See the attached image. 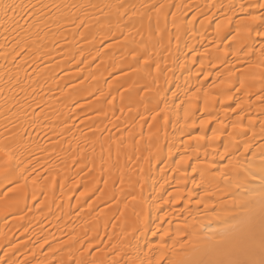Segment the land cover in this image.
<instances>
[{
    "label": "bare ground",
    "instance_id": "bare-ground-1",
    "mask_svg": "<svg viewBox=\"0 0 264 264\" xmlns=\"http://www.w3.org/2000/svg\"><path fill=\"white\" fill-rule=\"evenodd\" d=\"M247 1L252 2L244 8L242 3L222 4L221 0H195L193 3L178 0L176 7L179 10L185 3H190L186 9L199 12L213 9V15L200 20L198 24L204 27L214 18L213 25L203 30L192 27L184 38L180 36L184 31L180 27H177L173 37L170 34L165 36L169 33L167 28H171L173 22L184 21L182 15H168L167 22L170 25L165 28L153 8L149 12L151 20L147 18L145 21H151L160 30L154 40H145L140 33L144 26L135 23L137 20L144 22L142 14L147 7L143 6L146 2L143 0H0V104L15 100L17 94L20 95L17 100L21 99L23 103H28L33 95H39L46 103L43 115H36L34 120L30 116L27 119L26 115L37 110L41 102L27 105L26 115H22L21 111H14L8 116V110L0 109V116L3 117L0 119V137L24 132L29 135L27 140L20 133V138H23L21 140L25 142L21 144L16 137L14 145L20 144L26 150L35 146L36 139L40 138V147L48 154L61 155L60 160L50 159L48 155L44 157L47 166L61 162L56 169L47 171L45 178L37 185V178L25 172L32 161H22L26 163V168L22 165V171L19 168V174L15 171L17 174L14 175L13 169L20 163L13 166L17 162L13 160L16 158L11 152L17 153L20 149L16 148L13 152L11 149L14 145L7 144L8 154L0 151V172L5 166H12L14 176L3 181L1 187L10 182L15 186L12 188V196L1 198L0 205L11 200L19 204L8 212L17 213L15 223L11 224L12 231L24 228L22 236L43 218L56 220L71 217L81 225L72 235L76 236L77 241L71 237L63 242H50V235L43 229L44 237L39 243L29 237L15 242L17 238L11 239L12 234H8L5 239H0V248L7 246L3 256L5 260L2 262L148 264L153 258L150 256L152 248L162 252L153 255V264L161 256L163 259L160 264H216L220 260L248 259L253 253V258L259 259L260 243L264 239V201L260 197L264 190L260 172L264 168V143L260 141L264 142V67L260 66L264 62V42L258 48L249 49L243 57L235 54L232 62L224 57L228 53L238 52L243 45L257 44L260 38L261 41L264 38L257 35L258 30L262 32L264 28L247 25L251 21L245 16H258L260 11L258 6H253L257 4V0ZM5 3L20 6L14 19L5 16ZM29 3L37 7L28 9L33 13L31 17L22 19L25 11L23 6ZM168 9L167 4L163 11ZM238 14L244 17L236 20L232 29L235 30L242 24H245L243 28H247L235 30L237 32L230 36L231 29L226 37H222ZM12 15L9 12V16ZM17 22L24 28L17 27ZM28 22L33 26L25 31ZM171 45L173 50L166 56V60L173 65L181 64L177 77L174 75L177 73L175 68L167 69L164 74L160 67L161 52ZM24 46H27V52L16 56ZM188 51L191 54L186 57ZM210 57L214 60L213 64L189 72L195 59L201 62ZM222 65L225 66V71H220L221 74H216L214 78L219 79L220 75L230 73L225 78L226 84L216 80V85L211 90L204 83L206 78L196 82L198 75L209 78L214 74V69ZM181 72L185 74L180 75ZM112 73L115 74L107 81L109 89L103 99H100L102 94H94L91 101H85L88 87L106 81ZM255 75L259 80L257 78L256 82L250 83V76ZM70 82L78 83L72 92L68 90L69 92L63 93ZM135 84L141 89L135 90L132 96L117 95L120 86L131 87ZM194 84H198L201 89L190 92ZM149 91L153 93L150 96L153 105L150 115L149 111L146 112L148 114L143 112L145 93ZM105 102L108 105L102 109ZM75 103H80L78 106L85 109L87 118L80 126L89 131L83 136L82 142L70 144L64 140L68 136L80 138L82 130L74 123L78 116L72 108ZM185 103L193 108H188L187 113L181 116L179 109ZM198 104L202 111L205 109L202 112L205 115H196ZM16 105L12 108H16ZM216 105L219 106L218 110L214 108ZM127 107L129 110L140 108L132 112L126 110ZM59 110L66 111L58 116L56 113ZM233 114H239L234 119L236 122L246 121L249 133L245 129L231 128L232 131L225 136V147L231 153L232 165H228V159L219 162L221 156L218 160L214 158V153L219 149L213 144L224 140L221 135L216 140H202L203 143L197 144L195 150H190L193 147L186 137L197 127L196 118H199L197 125L201 127V121L211 117L212 122L202 129L204 132L209 130L212 136L211 126L217 125L222 118L220 122H223V127L220 124L219 130L215 127L214 130L224 131L230 125ZM20 119L25 122H19ZM147 120L150 129L157 134L154 139L142 136L123 138L111 133L113 128L123 124L139 131ZM105 122H108V130L104 126ZM105 129L107 135L101 137ZM198 137L193 136L194 139ZM245 145H250L247 152ZM69 148L73 150H66ZM102 150H105V159L100 157ZM134 154L146 159L134 162L136 171L132 172L128 169L126 159ZM199 154L203 156V160L193 162L195 157L200 158ZM172 159L175 161L172 162ZM182 159L186 162L178 163ZM72 164L77 168L73 173L69 171ZM39 165L35 164L36 167H40ZM172 165L171 172H168ZM222 165L228 166L221 167ZM188 167L192 169L190 178L184 176ZM193 168L198 169L197 176ZM20 171L23 175H20ZM72 177L76 178L74 184L68 183ZM28 180L30 182L27 183ZM100 182L103 183L101 192L98 193ZM91 185L96 186V189ZM87 186L92 189L82 195ZM129 192L136 197L135 201L128 195ZM27 194L28 201L24 198ZM91 195L92 202L80 209ZM74 196L75 200L72 201ZM104 203L111 204L108 208H103L102 212L99 206ZM100 213L105 214V218L108 216L109 221L114 220H111L113 233L110 231L112 226L108 231L107 223L100 226L95 221ZM10 223L12 222L9 225ZM185 224L188 227L185 228ZM165 233L168 235L161 241V236ZM30 234L31 232L28 236ZM104 236L108 240L106 244H110L109 252L93 253L89 257V249L98 247ZM83 237L87 240L84 241ZM96 239L98 242H95ZM88 240H91L90 243ZM153 242H156L155 245ZM161 242H168L169 249L174 250L168 251L166 247L156 246ZM45 248L50 250L48 257H40L36 261L35 254H40ZM81 248H87L85 250L88 251L81 254ZM23 253L25 257L18 259ZM19 261L21 262L18 263Z\"/></svg>",
    "mask_w": 264,
    "mask_h": 264
},
{
    "label": "rangeland",
    "instance_id": "rangeland-1",
    "mask_svg": "<svg viewBox=\"0 0 264 264\" xmlns=\"http://www.w3.org/2000/svg\"><path fill=\"white\" fill-rule=\"evenodd\" d=\"M143 1H146L145 2V4L143 5V6H145L146 5V9H145V12H143V14H142V19H144V22H139V20H137L135 23L136 24H138V25H142V26H144V29L140 32V33H142V37H144L145 38V40H150V39H153L154 40V38H156V33L160 30V27H158V26H155L154 24H152V22L151 21H148V20H146L145 21V19H147V18H149V15H150V10L151 9H153L154 7L153 6H159L160 4H164L165 5V8L167 7V4H168V11H163L162 13H161V15L159 16V19L164 23V26H165V28L167 27V26H169L170 25V23H169V21L167 22V17H168V15H173V13H175V16H178L179 14L180 15H182L183 17H184V21L183 22H181V23H176V22H173L172 23V26H171V28H167V31H169V33H166L165 34V36L166 35H168V34H170L172 37H173V35H174V33H175V30L177 29V27H180V29H182V30H184V31H182L181 33H180V36L182 37V38H184L186 35H188L189 34V32H190V29L193 27V28H195V29H197V30H203V29H206V27H210L211 25H213V20H214V18H212V23L211 22H209L208 23V25H204V27H203V25H198L199 24V21L200 20H202V19H204V18H206V17H209V16H212L213 14H212V10H209V11H203V12H199L198 10H193V9H186L187 8V6L190 4V3H193V2H195V0H188V2H190V3H185V4H183L182 5V8L179 10V9H177V7H176V4H177V2H178V0H170V1H165V0H143ZM205 1H207V0H205ZM221 2H222V4H225V3H227V4H235V2L237 3V4H239V3H242V6L244 7V8H246L252 1H247V0H221ZM256 3V2H255ZM136 9V7H134L133 8V10H135ZM192 10L194 11V12H192ZM258 11V10H257ZM205 12V13H204ZM261 14H260V13ZM257 14H259L260 16H264L263 14V12H264V9H260V11H259ZM51 13V12H50ZM263 13V14H262ZM218 14V13H217ZM194 15V16H193ZM258 15V16H259ZM242 17H244V16H240V14H238V15H235L234 16V20L231 22L232 24H231V27H227L226 28V34L224 33V35L222 36V37H226L227 35H228V33H230L229 32V30L231 31V29L233 28L232 27V25L233 24H235L236 23V20H238V19H240V18H242ZM245 17H247V15L245 16ZM166 20V21H165ZM235 21V22H234ZM238 22V21H237ZM245 22H246V20H245ZM244 22V23H245ZM163 23H161V24H163ZM243 25H245V24H242V26ZM247 25H248V27L249 26H253V25H257V26H259L261 29H263L264 28V22L263 21H259V22H247ZM242 26H239V27H237V28H235V30H245L247 27H245V28H243ZM253 28V27H252ZM186 29V30H185ZM234 29H232V31H231V34H230V36L231 35H234L237 31H235ZM260 30V29H259ZM259 30H258V32H259ZM207 33V32H206ZM263 38V37H262ZM218 39H219V37H218ZM221 39V38H220ZM113 41H111V43H112ZM147 42H149V41H147ZM172 42V41H171ZM262 42H264V38L262 39V41H261V38H260V41L258 40V43L257 44H246V45H243V46H241L240 47V49H239V51L238 52H234V53H228V55H226V56H224L225 57V59H229L231 62L234 60V56H235V54H239L241 57H243L246 53H247V51L250 49H255V48H258V47H260V44L262 43ZM110 43V42H109ZM120 43H122V42H120ZM101 47V46H100ZM172 50H173V45H171V47H167L166 49H164L162 52H161V55H160V67L162 68V71H163V73L165 74L166 73V70L167 69H169V68H175V70L177 71V73H175L174 75H175V77H177L178 76V74H179V66L181 65L180 63H178L177 65H173V64H171V63H169L167 60H166V56L167 55H170V53L172 52ZM106 51H108V50H106ZM189 52V51H188ZM186 52V57L189 55L190 56V54H191V52ZM133 56L134 57H138L137 55H135V54H133ZM188 56V57H189ZM198 58V57H197ZM219 58V57H218ZM216 62L218 61V60H215ZM213 62H214V60L210 57V58H208L207 59V61H201V62H197L196 61V59H195V61H194V64H192V66L190 65V70H189V72L190 71H193L194 69H198L199 67H202V66H209V65H211V64H213ZM95 64H96V62H95ZM94 64V65H95ZM224 65H226V64H224ZM172 68V69H173ZM217 68V67H216ZM214 69V71L212 72V74L213 75H210V76H212V77H210L209 76V78L208 77H205V75H202V74H200V75H198L195 79H196V82L198 83L200 80L202 81V80H205L204 78H206L207 80H205L204 81V83L206 82V87H208L209 89H211V90H213L214 89V85H216V80H218L219 81V83L221 82L222 84H226V80H225V78L227 77V76H230L231 74L229 73V74H225V75H220L219 76V79H215L214 77H215V75L217 74L218 75V73H220V71L222 72V71H225L224 69H225V66H223L222 65V67L220 66V67H218L217 69ZM152 69V71H153V67L151 68ZM150 69V70H151ZM71 71H73V69L71 70ZM188 72V71H187ZM150 73H151V71H150ZM183 72H181L180 73V75H183V74H185V73H183ZM114 74L115 73H112L111 74V76L106 80V81H104V82H99L98 84H93L92 86H90V87H88V92L85 94V101H91L92 100V97L94 96V94H102V97L100 98V99H103V97L107 94V90L109 89V87H107V81L108 80H110L111 79V77L112 76H114ZM221 74V73H220ZM223 74V73H222ZM255 77V78H254ZM258 78V77H257ZM257 78H256V75L255 76H250V78H249V80H250V83H252V82H256L257 81ZM199 80V81H198ZM258 80H259V78H258ZM116 81H118V80H116ZM195 82V83H196ZM78 82H70L69 83V85L66 87V89L65 90H63V93H65V92H72L73 90V88L75 89V85L77 84ZM208 83V84H207ZM195 85V84H194ZM198 84H196L195 86H191V89H190V92H191V90H192V92L193 91H196V90H198L199 91V89H201V88H199V86H197ZM209 85V86H208ZM236 87H238V85L236 86ZM193 88V89H192ZM138 89H141L140 88V86L138 85V84H135V85H133V86H131V87H123V86H120L119 88H118V90H117V95L119 96L120 95V97H122V96H127V97H130V96H132L133 95V92L135 91V90H138ZM20 90H22V89H20ZM69 90V91H68ZM143 91V90H142ZM197 91V92H198ZM121 92V94H119ZM152 91H149V92H146L145 93V100H144V108H143V112H148L149 111V114L148 113H146V114H148V115H150V112L153 110V105H152V100H151V97L150 96H152ZM18 98H20V95L18 96V94H17V98L15 99V100H13V101H10V102H4V103H2V104H0V109H2V110H8L9 111V113L7 114L8 116H10L11 115V113L12 112H14V111H21V113H22V115H26L27 114V112L25 111L26 109V106L27 105H30V104H35V103H38V102H41V105L39 106V108H37V110H35L34 112H32V113H29V114H27L26 115V118L27 117H29L30 116V118L32 119V120H34L35 119V117H36V115H43V111L45 110V108H46V103H45V101H44V99H41L40 98V96L38 95V96H35V95H33V97H31V99H29V101H28V103H23V102H21V99L20 100H17ZM99 100V99H98ZM98 100H95V101H98ZM101 101V100H100ZM82 102V101H81ZM180 102V101H179ZM106 104L105 105H102V109H105L106 107H107V102H105ZM15 104H17L15 107L16 108H12V106L13 105H15ZM78 104H80V103H75L74 104V106L72 107V108H74L75 109V112H76V115H78L77 117H76V119H75V121H74V123H75V125H78V126H80V124H81V122H83V120H85L86 118H87V113L85 112V109L84 108H82L80 105L78 106ZM199 104H201V103H199ZM199 104H198V106L196 107V115H201V114H204V113H202L203 111L201 110V108H200V106H199ZM219 105V104H218ZM218 105H216V107H214V108H216L217 110H218V108H219V106ZM218 106V107H217ZM140 108V107H139ZM139 108H137L136 107V109L134 108V109H131V110H129L130 108H128L127 107V109L126 110H129V111H132V112H136V111H138L139 110ZM158 108H159V106H158ZM188 108H193L191 105H189V104H187V103H185V104H183L181 107H180V109H179V113H180V115L181 116H184L186 113H187V109ZM205 108V107H204ZM215 109V110H216ZM67 110V109H66ZM66 110H64V111H58L56 114L59 116V114L61 113V112H65ZM220 110V109H219ZM153 112V111H152ZM217 113V112H216ZM215 113V114H216ZM219 113V112H218ZM212 114V113H211ZM214 114V115H215ZM7 115L5 116V117H7ZM205 115V114H204ZM213 115V116H214ZM218 115V117H219V115H220V113L219 114H217ZM216 115V116H217ZM237 115H239V114H233L232 116H231V123H230V125H228L225 129H224V131H220L221 132V136L222 137H224V140H221V141H219V142H216V143H214L213 145L214 146H218V149H219V151L217 152V153H214V158L216 159V160H218L219 159V157L221 156V154H222V151H223V148L225 147V136H227V134L230 132V131H232V129L231 128H233V124H239L241 127H239V130H244L245 129V131H248V133H249V128H248V124L246 123V121H244V122H236L234 119L237 117ZM3 118V117H2ZM1 118V116H0V119H2ZM28 119V118H27ZM196 119H198L199 120V118H196ZM221 119L222 118H220V120H219V123L217 124V125H212L211 126V130H214V127L217 129V130H219V125L221 124ZM31 120V121H32ZM198 120H196L197 122H195V124H196V126L197 127H195V130L191 133V132H189L190 134H188V136L186 137L188 140H189V143H190V145L192 144V147L193 148H189L190 150H195L196 148H197V144H199L200 142L201 143H203V141L201 140V139H199V138H196V139H194L193 138V136H195V135H198L199 137L201 136V135H206L207 137H211V135H210V131L209 130H206L205 132H204V130L201 128V127H199L198 125ZM20 121H23V119H20L19 120V122ZM148 121V122H147ZM146 121V123H144L143 125L144 126H142L141 128H140V130L138 131V130H136V129H134L132 126H128L127 124H123L122 126H120V127H117V128H113L112 129V131H111V133L114 135H120L121 137H123V138H127V137H131V139L134 137H138V136H142L143 138H146V139H149V138H153L154 139V136L155 135H157L156 133H155V131L154 130H152V129H150L151 127L149 126V120H147ZM23 122H25V121H23ZM198 124V125H197ZM108 125V122H105L104 123V126H107ZM83 127V126H82ZM81 126H80V130H81V134H80V138H78V139H76V136H73V137H71V136H68L64 141L65 142H68V143H70V144H74V143H76L77 142V144H78V142H82V139H83V136L85 137V135L86 134H88V129H86V128H82ZM236 129V128H235ZM107 130H108V126H107ZM107 130L105 129L104 130V132L102 133V135H101V137H105L106 135H107ZM20 133L22 134V137L25 139V141L27 140V138L29 137V135L28 134H26V133H22V132H19L18 134L17 133H12V135H9V134H6L5 136H2V137H0V144H1V148L4 146V145H7V144H11V145H14V141H15V138L17 137V139L20 141V142H22L21 144H23L25 141L23 140H21V139H23V138H20ZM4 135V134H3ZM209 135V136H208ZM247 137L249 136L248 134L246 135ZM20 139H19V138ZM118 137V136H117ZM39 139L40 138H37L36 139V141H37V143H36V145L35 146H33V147H30V148H28V149H24V148H22V146H19L20 144H18V145H14L13 146V148L11 149V151H13L14 152V150L16 149V148H18V149H20V151L19 152H17V153H12L11 152V154H13V157L15 156V158L16 159H13V160H16V162H17V164H15V165H13L14 167L16 166V165H18L19 163V165H20V167H19V165H18V167L16 166V168L15 169H13V172H14V175H15V171H18L19 170V168L21 169L22 168V165H24L23 167H24V169L26 168V161H32V165L30 164V166L29 165H27V168L25 169V172L28 174V172H29V174H31L32 175V177H35V179L37 178V185H39L40 184V182H42V180H43V178H45V176H46V174H47V171H49V170H53V169H56L57 168V165H59L60 164V162L61 161H59V163L58 162H56L55 164H53V165H50V166H47V165H45V159L46 158H44L46 155H48V157L50 158V159H55V160H60V158H61V155H57V154H48V152H46L42 147H40V142H38L39 141ZM240 139H244V138H240ZM204 140H206V139H204ZM261 141V143H264L262 140H260ZM260 141H259V145H261L260 144ZM84 142H85V139H84ZM263 145V144H262ZM221 146V147H220ZM256 146H258V144L257 145H254V147H256ZM66 150H68V151H72L73 149H71V148H69V149H66ZM19 153V154H18ZM105 150L103 151H101V154H100V157H102V158H104L105 159ZM185 154V153H184ZM216 154V155H215ZM200 155V154H199ZM198 155V157H200V158H197V157H195V159H193L194 161L193 162H195L196 161V163H199V161L201 162L203 159H201V157L203 158V156H199ZM12 156V155H11ZM209 156V155H208ZM210 157V156H209ZM12 159L11 160H9V161H12ZM146 158L145 157H143V156H138L137 154H134L133 156H131V157H128L127 159H126V163H127V165H128V169L130 170V171H132V172H135L136 170H135V167H133V164H134V162H136V161H142V160H145ZM200 159V160H199ZM225 159H227V158H225ZM225 159H219V162H224L225 161ZM199 160V161H198ZM207 160H208V157H207ZM222 160V161H221ZM224 160V161H223ZM22 161H25V162H22ZM175 161V159H172V162H174ZM19 162V163H18ZM22 162V163H21ZM11 163V162H10ZM35 164H40L39 166L40 167H36L35 166ZM159 164H157V166H158ZM6 167V168H5ZM3 169H2V171L0 172V187H1V183L3 182V181H5V180H8V179H11L14 175H13V172H12V166H8L9 167V169H7L8 167L7 166H5ZM48 169H47V168ZM171 167V168H170ZM169 168H168V172H171V170L170 169H172V167H173V165L172 166H170ZM23 169V168H22ZM22 169H21V171H22ZM196 169V171L194 172L195 173V175L197 176V168H195ZM77 170V168H76V165L75 164H72V166L70 167V169H69V171L71 172V173H73L74 171H76ZM192 169H191V167H188L187 169H186V171L184 172V176L186 177V178H190L191 176V174H190V171H191ZM21 171H20V175L22 174L21 173ZM86 171V170H85ZM85 171L83 172V173H85ZM25 172H23L24 174H25ZM156 172H157V170H156ZM168 172H166V173H168ZM18 174H19V171L17 172ZM16 173V174H17ZM82 173V174H83ZM131 173V172H130ZM23 175V174H22ZM11 176V177H10ZM76 181V178H74V177H72V178H70L69 180H68V183H72V184H74V182ZM28 182H30V180H28L27 181V183ZM103 182H100L99 183V189H97V192L98 193H100L101 192V184H102ZM13 183L12 182H10L9 184H6V185H4V186H2L1 187V189H0V199L1 198H3V197H6V195L7 196H9V195H11L12 196V188L15 186L14 184L12 185ZM92 187H95V189H96V186H94V185H91ZM90 186V187H91ZM89 186H87V188L83 191L84 192V194H87V192H89L90 191V189H92V188H90ZM67 188H70V185H67ZM115 188H117V187H115ZM80 192H82V189H80L79 190ZM115 191H116V189H115ZM80 192H78V193H80ZM28 195V194H27ZM95 195V194H94ZM24 198L25 199H27L26 201H28L29 200V195L26 197V196H24ZM75 200V196L74 197H72V201H74ZM92 200H93V198H92V195H91V198H90V196L89 197H87L86 198V201L85 202H83L82 203V207L80 208V209H84V208H86L91 202H92ZM24 202V201H23ZM22 203V202H21ZM27 202H25V204H26ZM37 203H39V201L37 202ZM37 203L35 202V206L37 205ZM71 206H73V203L71 202ZM111 203H104V204H102L101 206H99V208H100V210L103 212V208L104 209H106V208H108V206L110 205ZM3 206V207H2ZM16 206H19V204H16L15 202H13L12 200L11 201H7V202H4L3 204H1L0 205V239H5L6 237H7V235L9 234V235H11V239H14L13 237H15V238H17L16 240H15V242L17 241V242H19V241H24V239H28V237L31 239V240H34L35 242H37V243H39V242H42V237H44V234H43V230H44V232H46L48 235H50V242H63L64 240H66V239H70L71 237H72V235L74 234V232L79 228V226H81L80 224H78V222H76L75 220H73L71 217H70V215L68 216V217H70L69 219L67 218V219H64V218H62V217H60V218H57L56 220H53V219H40L39 221H37V224H35L34 226H32L30 229L31 230H28V232L24 235L23 234V236H22V230H24V228H17L16 230H13L12 231V227H13V225H11V224H13V222L15 223V220H14V217H16L17 216V213L15 214V212H14V214H11V213H9L8 211H10V209H12L13 207L15 208ZM2 207V208H1ZM80 207V206H79ZM76 208V207H75ZM78 208V207H77ZM98 208V209H99ZM110 208V207H109ZM106 211V210H105ZM7 212V213H6ZM6 213V214H5ZM73 213H75V210H74V212ZM73 213H72V216H73ZM10 214V215H9ZM104 214V213H103ZM102 214L100 213V215H98L99 217H97L96 218V222H97V224H99L100 226H102V225H104V224H108V228H107V230L109 229V227L110 226H112L113 224V222L111 221V220H113V219H111L110 221H109V219H108V216H107V218H105V214L104 215H102ZM108 220V221H107ZM166 220V222L168 221L167 220V218L165 219ZM114 221V220H113ZM9 222H12V223H10V225H9ZM39 222V223H38ZM112 222V223H111ZM17 223V222H16ZM36 223V222H35ZM33 224V223H32ZM31 224V225H32ZM164 224H165V221H164ZM163 224V225H164ZM27 225H29V224H27ZM166 225V224H165ZM164 225V226H165ZM16 226V225H15ZM105 226V225H104ZM27 228H28V226H26ZM116 227V226H115ZM114 227V228H115ZM118 227V226H117ZM13 229H15V228H13ZM43 229V230H42ZM111 230V232L113 231V226H112V228H110ZM119 228H117V230H118ZM33 230H35V232H33ZM59 230V231H58ZM69 231H71V232H69ZM109 231V230H108ZM31 232V234L28 236V233H30ZM68 232L70 233V234H68ZM115 232V231H114ZM118 232L120 233L121 231H119L118 230ZM113 233V232H112ZM111 233V234H112ZM76 234V233H75ZM112 235H114V234H112ZM27 236V237H26ZM47 236V235H46ZM75 236V235H74ZM72 237V238H76V236L75 237ZM88 236V233L86 234V237ZM103 237V236H102ZM118 237H120L119 235H118ZM117 237V238H118ZM33 238V239H32ZM101 238V237H100ZM80 239V238H79ZM79 239H78V241H79ZM82 239V238H81ZM80 239V240H81ZM83 239H84V237H83ZM82 239V240H83ZM30 240V241H31ZM75 240V239H74ZM85 240H87L86 238L84 239V241ZM34 241H32V242H34ZM76 241H77V238H76ZM83 241V242H84ZM89 242L88 243H90V241L91 240H88ZM93 241V240H92ZM99 241H100V239H99ZM94 242V241H93ZM95 242H98L97 241V239L95 240ZM78 243V242H77ZM88 243L86 244V243H84V245H88ZM108 244V240L106 241V237L104 236V238L103 239H101V242H100V245L98 246V247H94V249L92 250V249H89V251L88 250H85V249H87V248H85V249H82L83 247H85V246H83L82 248H81V250L79 251V253H81V252H86V251H88V255H89V257L90 256H92L93 255V253L94 254H96V253H99V252H109L108 251V249H110L109 248V246H110V244L109 245H107ZM155 243L156 242H153V244L155 245ZM164 243V242H163ZM106 244V245H105ZM165 244V243H164ZM159 245V244H158ZM158 245H156V246H158ZM166 245H168V242L166 243ZM50 246V245H49ZM49 246H47V248H49ZM6 247L7 246H3V247H1L0 248V257H3L4 256V254H5V249H6ZM47 248H45V249H42L43 251H41L40 252V254H38V253H36L35 254V259H36V261H37V259L39 260V258L41 257H43V258H45V257H48V255H49V253H50V250H47ZM101 248H102V250H101ZM156 248V247H155ZM166 248H168V251L169 250H172L173 248H171V249H169V247H166ZM153 250H151V254L152 255H150V253H149V255L151 256V257H153V258H155L153 255H156V254H158L159 253V251L157 250V248L156 249H154V248H152ZM159 249V248H158ZM104 250V251H103ZM157 252H155V251ZM160 250V249H159ZM162 250H164V249H162ZM167 249H165V251H166ZM174 250V249H173ZM95 251V252H94ZM181 251H183V250H181ZM84 252H83V254H84ZM155 252V253H154ZM167 252V251H166ZM160 253H162V252H160ZM159 253V254H160ZM183 253V252H182ZM28 254H30V253H28ZM27 254V255H28ZM82 254V253H81ZM100 254V253H99ZM102 254V253H101ZM158 254V255H159ZM24 255V256H23ZM23 255H21L20 254V256H18L17 258L18 259H22L23 257H25V254L23 253ZM42 255V256H41ZM153 258H151V261H152V259ZM17 259V260H18ZM5 260V259H4ZM52 262H53V260L52 259H50ZM73 261V260H72ZM2 261H0V263H1ZM21 261H19L18 263H20ZM5 262H2V264H4ZM73 263V262H72ZM71 263V264H72ZM163 263V262H162ZM23 264H27V262H24ZM52 264H57V263H55V262H53ZM74 264V263H73Z\"/></svg>",
    "mask_w": 264,
    "mask_h": 264
},
{
    "label": "snow or ice",
    "instance_id": "snow-or-ice-1",
    "mask_svg": "<svg viewBox=\"0 0 264 264\" xmlns=\"http://www.w3.org/2000/svg\"><path fill=\"white\" fill-rule=\"evenodd\" d=\"M253 6H258L260 9H264V0H257V4L253 5ZM18 7H20V6H18L16 4H10V3L3 4L5 16H8L9 19H14L15 18V14L17 13V8ZM36 7H37L36 5H33L31 3H29L27 5H24L23 8H24L25 11H24V15L22 16V19H26L27 17H31L33 15V13L31 11H28V9H35ZM42 7H47V5H42ZM153 7L155 9V12L157 13V17H159V14L165 8V5L164 4H160L158 7L157 6H153ZM9 12H11L13 15L9 16ZM174 16H175V13H173V17ZM149 19L151 20V17ZM246 19L251 21V22L264 21V16L251 15V16H247ZM16 26L20 27V28H24L23 25L19 24V22H17ZM32 26H33L32 23L28 22L27 28H25L24 30L27 31V29L31 28ZM157 34H159V33H157ZM257 35L264 36V31L258 32ZM17 47H20V45H17ZM27 50H28L27 46L21 47L20 48V52H17L16 56H20L22 53L27 52ZM145 63H147V61H145ZM260 66L264 67V62H262V65H260ZM158 67H159V65H157V68ZM241 86H243V81H241ZM190 99H191V97H190ZM211 122H212L211 117H209V119H207V120H202L201 121V128L206 127ZM221 127H223V122H221ZM239 127H241L239 124H233V128H239ZM220 135H221L220 131L213 130V133H212L211 137H207L206 135H201L198 138L201 139V140H204V139L216 140V139H219ZM249 147H250V145H245V152L248 151ZM0 151H4L5 154L7 155L8 154V146L4 145L2 148H0ZM230 157H231V153L229 152L228 148L225 147L224 152L221 154V159L227 158L228 159V165H232L233 161H232V159ZM185 162H186V160L182 159L178 163H185ZM228 165H222L221 167H227ZM195 171H196V169L193 168V172H195ZM260 172H261V180H262V182H264V168H261ZM53 179H55V178H53ZM121 183H123V178H121ZM83 194L84 193H82V195ZM128 195L131 196V199L133 201L136 200V197L134 195H132L131 192H129ZM260 197H261V200L264 201V190L261 191ZM113 199H115V197H113ZM172 202L173 203H179V201H172ZM165 203H168V201H165ZM126 207H127V205H126ZM184 227L186 228V227H188V225L185 224ZM178 232H179V229H178ZM166 235H168V234L165 233L164 235L161 236V241H164V236H166ZM45 243H47V241H45ZM158 246L160 248L168 247V245H166V244H164L162 242L159 243ZM53 251H55V250H53ZM253 257H254V253L250 254V258H248V259H244V260H220V261H217L216 264H264V239H262L261 243H260L259 259H255ZM4 259H5L4 257H0V261H4ZM161 259H163V256H161L160 259H157L155 264H160V260ZM5 264H7V262H5ZM40 264H44V262H40ZM77 264H81V262L78 261ZM148 264H153V262L151 260H149Z\"/></svg>",
    "mask_w": 264,
    "mask_h": 264
}]
</instances>
